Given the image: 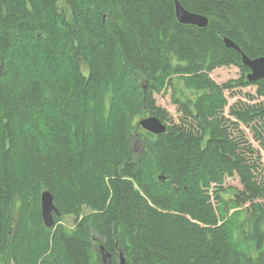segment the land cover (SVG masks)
<instances>
[{
    "label": "trees",
    "instance_id": "trees-1",
    "mask_svg": "<svg viewBox=\"0 0 264 264\" xmlns=\"http://www.w3.org/2000/svg\"><path fill=\"white\" fill-rule=\"evenodd\" d=\"M178 2L207 25L174 0H0V264H264V78L241 59L264 57V0Z\"/></svg>",
    "mask_w": 264,
    "mask_h": 264
},
{
    "label": "water",
    "instance_id": "water-1",
    "mask_svg": "<svg viewBox=\"0 0 264 264\" xmlns=\"http://www.w3.org/2000/svg\"><path fill=\"white\" fill-rule=\"evenodd\" d=\"M174 5L175 16L180 23L195 25L197 27H205L207 25L208 19L206 16L186 10L180 5L178 0H174ZM224 41L228 47L238 50L237 45L230 39L225 38ZM241 59L242 64L249 68V72L246 74L248 81H255L257 79L264 78V57L250 59L246 55L242 54ZM139 125L146 131L153 134L163 133L166 129V124L154 116H146L140 119ZM40 203L42 219L46 226H50L54 222L53 214H58V210L53 202V196L50 191L45 190L41 193ZM100 255L102 264L112 263L111 253L102 245L100 246ZM118 264H125V258L122 253H119Z\"/></svg>",
    "mask_w": 264,
    "mask_h": 264
},
{
    "label": "rangeland",
    "instance_id": "rangeland-1",
    "mask_svg": "<svg viewBox=\"0 0 264 264\" xmlns=\"http://www.w3.org/2000/svg\"><path fill=\"white\" fill-rule=\"evenodd\" d=\"M241 74L239 68L237 66H223L215 68L213 71L210 72V77L218 84H221L229 79L237 78ZM256 87L250 85L248 87L240 89L236 94L231 95V92H225L226 96L228 97V106L224 110V114H228L229 106L233 104L237 99L242 101L249 102V97L246 96L247 93L254 94ZM156 103L162 107H164L169 114L172 116L175 122L179 119V113L176 111V107L171 103L170 97L168 94H156L155 95ZM240 131L243 132L245 135V139L250 142L253 147L258 148V142H256L252 136L251 131L249 128L240 125ZM262 161L264 162V150L261 151ZM224 187H235L237 189L241 188L239 180L237 177H229L225 179ZM216 204V201L215 203ZM234 209H231L232 212ZM87 209L83 211L84 214H87ZM60 224L71 228L75 224V220L72 215H66L61 218ZM119 260V259H118Z\"/></svg>",
    "mask_w": 264,
    "mask_h": 264
},
{
    "label": "flooded vegetation",
    "instance_id": "flooded-vegetation-1",
    "mask_svg": "<svg viewBox=\"0 0 264 264\" xmlns=\"http://www.w3.org/2000/svg\"><path fill=\"white\" fill-rule=\"evenodd\" d=\"M232 196H233V195H232ZM232 196H231V197H232ZM117 262H118V259H117Z\"/></svg>",
    "mask_w": 264,
    "mask_h": 264
},
{
    "label": "bare ground",
    "instance_id": "bare-ground-1",
    "mask_svg": "<svg viewBox=\"0 0 264 264\" xmlns=\"http://www.w3.org/2000/svg\"><path fill=\"white\" fill-rule=\"evenodd\" d=\"M117 260V259H116Z\"/></svg>",
    "mask_w": 264,
    "mask_h": 264
}]
</instances>
